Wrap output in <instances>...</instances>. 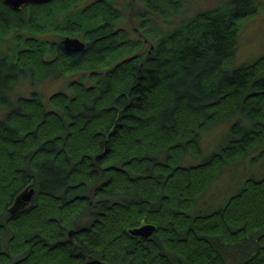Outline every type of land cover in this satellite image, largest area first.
Listing matches in <instances>:
<instances>
[{"label": "trees", "instance_id": "trees-1", "mask_svg": "<svg viewBox=\"0 0 264 264\" xmlns=\"http://www.w3.org/2000/svg\"><path fill=\"white\" fill-rule=\"evenodd\" d=\"M75 1L14 10L0 0V37L15 32L18 44L0 53V264H264V176L192 213L226 164L264 145V54L232 67L240 20L258 0H228L163 32L149 24L139 43L118 26L114 0L74 11ZM182 3L146 0L139 18ZM55 10L84 51L43 38ZM129 47L138 50L117 61ZM78 73L92 85L71 81L50 110L36 93L12 98L21 80ZM224 123L226 139L203 155V136ZM27 189L31 200L13 211ZM141 223L156 229L130 234Z\"/></svg>", "mask_w": 264, "mask_h": 264}, {"label": "rangeland", "instance_id": "rangeland-1", "mask_svg": "<svg viewBox=\"0 0 264 264\" xmlns=\"http://www.w3.org/2000/svg\"><path fill=\"white\" fill-rule=\"evenodd\" d=\"M89 1L91 0H76L71 10L76 11L83 4ZM145 1L146 0H114L115 5L121 11V19L118 26L126 32L127 39L134 43L142 40L144 41V33L141 36L140 32L149 24H152L156 29H158V31H167L177 25L180 19L192 16L198 11L208 10L216 7L217 5H222L228 0H182L183 7L181 12L170 13V11L166 10V14L162 16V14L157 15L156 13L149 11V17H147V19H150H148L146 24L143 25L141 18L139 17L140 14L145 11ZM258 3L256 13L240 20L238 48L232 67H238L246 63H251L264 54V0H258ZM55 13L53 19H49L44 22V25L46 26L44 28L47 31L43 34V38L54 42H62V40L66 37L78 38L81 40L79 36L66 34V32L62 29L64 27V21L70 17H67L66 13L62 11L59 12L55 10ZM21 33L26 35L31 34L27 30L22 31ZM15 36L16 33L13 32L11 35L0 37V53L9 55L8 50L18 45L14 39ZM148 47L149 44L147 41L144 42L139 50L136 49V47H129L128 51L122 56H117V61L128 57L130 55L129 53L133 51L136 52L138 50L136 52L137 54H144L148 50ZM88 77L89 76L87 74L82 73L72 76H60L57 79L49 77L42 83L35 86H31L30 82L27 80H21L16 84L12 98L14 99L18 96L31 97L32 93H36V96H38L45 105V108L50 110L51 108L48 101L53 94L57 92H65L71 95L68 88L69 83L82 78L85 80L86 85H92V81L89 80ZM3 112L4 110L0 111V116ZM229 125L230 123L221 124L203 136L201 146L203 155L212 153L224 142ZM262 150H264L263 144L252 152L246 154L239 161L226 164L219 177L213 182L210 188L206 191L205 195L197 202L196 206L192 210V213H209L210 211L223 206L229 197L235 194L243 186V183L247 178L250 176H254L256 178L263 177L264 162L263 159L258 157ZM185 161L186 165H194L197 163L196 160H192L191 158H186ZM144 224L149 223H141L137 227Z\"/></svg>", "mask_w": 264, "mask_h": 264}, {"label": "water", "instance_id": "water-1", "mask_svg": "<svg viewBox=\"0 0 264 264\" xmlns=\"http://www.w3.org/2000/svg\"><path fill=\"white\" fill-rule=\"evenodd\" d=\"M5 4L11 6L14 10H18L23 5H27L29 3H41L47 2L49 0H3ZM62 45L66 51L71 52H82L85 49V43L82 42L78 38H70L66 37L62 40ZM33 195V189H27L22 192L15 201V204L12 210L18 209L23 204L28 203L31 200ZM156 229V226L152 224H144L139 227H135L129 230L130 234L140 237H149Z\"/></svg>", "mask_w": 264, "mask_h": 264}]
</instances>
